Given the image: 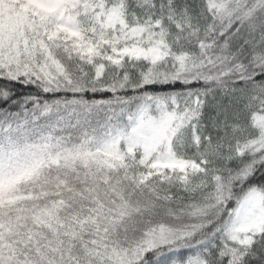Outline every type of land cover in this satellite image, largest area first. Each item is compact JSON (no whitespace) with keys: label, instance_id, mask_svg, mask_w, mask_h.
<instances>
[{"label":"snow or ice","instance_id":"6c2138e0","mask_svg":"<svg viewBox=\"0 0 264 264\" xmlns=\"http://www.w3.org/2000/svg\"><path fill=\"white\" fill-rule=\"evenodd\" d=\"M0 264H264V0H0Z\"/></svg>","mask_w":264,"mask_h":264}]
</instances>
